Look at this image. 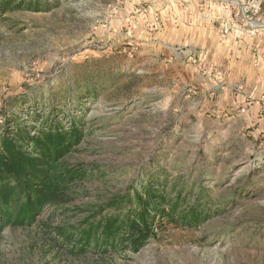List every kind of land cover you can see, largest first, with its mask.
Here are the masks:
<instances>
[{
  "label": "rangeland",
  "instance_id": "374dc122",
  "mask_svg": "<svg viewBox=\"0 0 264 264\" xmlns=\"http://www.w3.org/2000/svg\"><path fill=\"white\" fill-rule=\"evenodd\" d=\"M5 1L0 135L75 120L65 161L88 174L0 227V264H264V0ZM152 175L210 217L157 224L137 252L67 244Z\"/></svg>",
  "mask_w": 264,
  "mask_h": 264
},
{
  "label": "trees",
  "instance_id": "16d2710c",
  "mask_svg": "<svg viewBox=\"0 0 264 264\" xmlns=\"http://www.w3.org/2000/svg\"><path fill=\"white\" fill-rule=\"evenodd\" d=\"M52 120L45 127L19 125L0 135V227L30 224L48 204L64 198L75 180L87 177L82 165L65 161L84 138V129L75 120L69 127L52 125ZM167 183V176L152 175L140 188L111 197L81 226L62 228L60 234L81 251L101 246L137 252L157 237V224L198 226L210 217L199 200L183 196L181 188L167 190Z\"/></svg>",
  "mask_w": 264,
  "mask_h": 264
}]
</instances>
